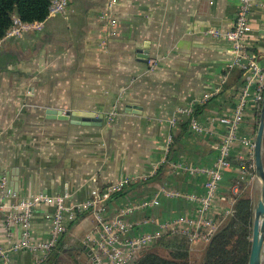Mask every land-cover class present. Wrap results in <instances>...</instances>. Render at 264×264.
<instances>
[{
    "label": "crops",
    "instance_id": "1",
    "mask_svg": "<svg viewBox=\"0 0 264 264\" xmlns=\"http://www.w3.org/2000/svg\"><path fill=\"white\" fill-rule=\"evenodd\" d=\"M107 2L69 0L65 13L49 16L42 31L0 40V177L7 175L17 197L66 193L67 228L60 240L89 258L77 244L92 248L87 236L96 226L94 209L76 207L92 192L119 182L125 187L160 170L158 180L102 201L98 212L108 218L131 198L158 197L157 205L127 216L135 225L129 236L158 229L149 218L199 216L197 202L165 191L203 192L207 174L185 167H211L224 132L220 118L231 112L239 86L232 85L238 68L230 41L207 32L230 28L237 0ZM249 24L244 45L264 67V0L253 1ZM197 106L195 119L204 130H184L167 160L169 139ZM48 107L92 115L88 121L81 115L76 121L48 119ZM255 121L249 113L239 127L229 154L236 165L223 171L217 209L232 207L235 195L249 194L258 183L246 144L254 142ZM8 211L0 209V264H36L42 250L12 247L49 238L53 204L35 205L28 238L22 223L6 221Z\"/></svg>",
    "mask_w": 264,
    "mask_h": 264
},
{
    "label": "built area",
    "instance_id": "2",
    "mask_svg": "<svg viewBox=\"0 0 264 264\" xmlns=\"http://www.w3.org/2000/svg\"><path fill=\"white\" fill-rule=\"evenodd\" d=\"M119 0H110L109 5L113 6ZM254 0H237V10L234 15L233 23L230 28L222 30L220 28H210L207 32L217 38H226L230 41V50L234 55L232 66L244 71L243 82L238 86L236 92V102L229 114L220 118L224 126V132L218 143V154L215 157L211 167H185L190 172H205L207 179L204 182V190L200 194H184L177 190L165 191L168 197H185L190 201L199 204V216L191 218L179 216L163 221L149 218V221L156 223L158 229L141 232L138 235L129 236L128 233L134 225V221L128 219V215L136 210L151 208L158 204V197L152 198H131L122 205L117 212L108 218H105L98 212V204L107 200L112 192L123 187V182L108 187L103 193L92 192V196L80 203L76 211H84L90 208L94 209L96 226L88 236L87 241L91 244L97 260L103 264H131L136 256L145 248L151 246L155 240L164 232L180 231L187 235L190 242L194 240L208 241L212 234L219 228L224 217L231 211V207L218 209L215 207V200L218 193V186L222 178L223 171L231 167V161L228 159L232 144L237 141V134L245 116L254 114V109L264 94V67L260 65L256 58L249 54L244 41L251 30L249 16ZM69 7V0H50L48 5L49 16L64 14ZM44 21L24 22L17 16L12 17L11 25L6 30L3 38L20 37L26 31H42ZM110 120V116L108 117ZM190 128L193 132H202L204 127L198 120H190ZM171 142L169 139L168 143ZM250 152L253 151V141L246 140ZM252 158V156L250 157ZM248 168L251 164L247 165ZM175 169L182 166L175 165ZM248 168L243 170L247 172ZM0 197L4 202L0 204L9 208L6 221L22 223L25 228L24 236H29V226L35 205L40 202L52 203L53 212L51 216L52 227L49 232V238L42 242H20L12 247V250L20 247L42 250V257L39 260L46 259L54 247L59 243L60 237L66 231L67 225L64 220L67 207L64 204L67 194L48 195L46 193H35L26 197H17L16 193L10 188L7 175L0 177ZM232 203V202H231ZM217 212H219L217 215ZM70 217L73 212L71 211ZM221 214V215H220ZM37 262L36 264H39Z\"/></svg>",
    "mask_w": 264,
    "mask_h": 264
},
{
    "label": "trees",
    "instance_id": "3",
    "mask_svg": "<svg viewBox=\"0 0 264 264\" xmlns=\"http://www.w3.org/2000/svg\"><path fill=\"white\" fill-rule=\"evenodd\" d=\"M49 3L50 0H0V40L11 25L13 16H17L24 22L46 20ZM243 75L244 71L238 69L236 80L232 82V85L237 83L240 85L244 80ZM226 86H229V84H225ZM261 105L262 99L257 102L254 109L256 116L254 130H256L258 125ZM201 107L197 106L196 110L191 114V117L183 124L181 130L176 135H172L171 142L168 146L167 160H170L173 152L179 148V139L183 131L191 130L190 120L196 118L197 114L200 113ZM228 159L233 165H236L232 159ZM164 167L165 165H163V169ZM160 176V170H158L151 177L145 178L140 182H127L125 187L123 186L121 189L111 193L107 200L118 198L132 190H140L141 186L147 181L158 180ZM233 198L234 203L231 207L229 217L224 224L219 226L205 244L201 264L247 263L253 217L252 197L246 194H238ZM190 243L187 235L180 231L164 232L155 240L151 248L142 250L132 264H189ZM159 248L167 256H162L158 252ZM62 253L64 252L59 251L52 262L48 264H72L65 259H60ZM49 258L50 255L40 264L47 262Z\"/></svg>",
    "mask_w": 264,
    "mask_h": 264
},
{
    "label": "water",
    "instance_id": "4",
    "mask_svg": "<svg viewBox=\"0 0 264 264\" xmlns=\"http://www.w3.org/2000/svg\"><path fill=\"white\" fill-rule=\"evenodd\" d=\"M141 59L146 57V53L139 54ZM129 111H137L139 106H127ZM82 116V120L88 121L89 116L92 115L89 112H79L70 110H61L58 108L48 107L45 109V117L48 119H60V120H72L76 121L78 116ZM99 124V123H98ZM263 140H264V94L262 99V105L259 112V120L256 128L254 142H253V162H254V174L259 185V195L254 202L251 239L249 254L246 264H264V163H263ZM17 183V180L15 181ZM90 256L93 264H98V260L95 254L87 243L79 241L77 244ZM77 248L67 246L63 241H60L56 248L51 252L50 258L43 264L51 263L57 256L59 251L71 254L72 250ZM75 260V258H74ZM133 262V261H132ZM131 262V264H132Z\"/></svg>",
    "mask_w": 264,
    "mask_h": 264
},
{
    "label": "rangeland",
    "instance_id": "5",
    "mask_svg": "<svg viewBox=\"0 0 264 264\" xmlns=\"http://www.w3.org/2000/svg\"><path fill=\"white\" fill-rule=\"evenodd\" d=\"M110 0H108V4H109ZM116 3L113 4V6L115 5ZM256 132V130H255ZM254 132V133H255ZM263 163H264V140H263ZM251 191H249V188H247V192L249 194H246V195H250L252 196V206H254V202L255 200L258 198V195H259V185L258 183L256 184L255 188H250ZM229 208V207H228ZM253 210V209H252ZM217 211H219L217 209ZM219 212H217V215ZM231 213V211L229 212ZM221 215V214H220ZM229 217V214L226 215L223 219V221L221 222L220 225L224 224V222L226 221V219ZM207 241H200V240H194L190 243V257H189V264H201L202 262V257H203V250H204V247H205V244H206ZM151 246L147 247L148 248H151ZM146 249V248H145ZM162 256H167L165 254V252L159 248V251H158ZM75 258V260H74ZM60 259H65L66 261L68 262H71L72 264H93L92 261H91V258L87 257L85 254H83L82 252H78L77 250H72L71 252V255L70 254H67L66 252L62 253L60 255ZM98 264H101L99 261H98Z\"/></svg>",
    "mask_w": 264,
    "mask_h": 264
}]
</instances>
